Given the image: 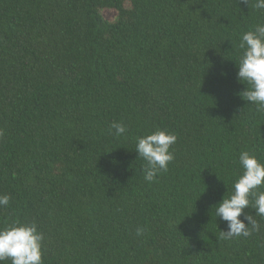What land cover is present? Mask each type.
<instances>
[{
  "label": "trees",
  "instance_id": "1",
  "mask_svg": "<svg viewBox=\"0 0 264 264\" xmlns=\"http://www.w3.org/2000/svg\"><path fill=\"white\" fill-rule=\"evenodd\" d=\"M254 4L0 0V227L35 222L43 264H264V217L246 208L259 230L228 239L215 214L239 153L264 163L235 63ZM156 129L175 159L149 183L135 147Z\"/></svg>",
  "mask_w": 264,
  "mask_h": 264
},
{
  "label": "clouds",
  "instance_id": "2",
  "mask_svg": "<svg viewBox=\"0 0 264 264\" xmlns=\"http://www.w3.org/2000/svg\"><path fill=\"white\" fill-rule=\"evenodd\" d=\"M254 7L264 10V0H255ZM239 48L242 54L237 66V80L246 85L240 95L246 101L264 110V24H257L242 33ZM111 134L119 137L127 132L122 122H112ZM177 136L167 129H156L136 140L135 151L145 161L144 180L152 183L158 175L168 170L169 163L175 159L172 146ZM238 163L242 170L233 183V191L216 204L215 214L227 223L224 238H248L253 231L259 230V223L244 210L251 207L254 215L264 217V163L252 152L241 151ZM10 203V196L0 194V207ZM243 215V218H241ZM138 228L137 236L143 233ZM44 234L35 222H13L0 227V264H43Z\"/></svg>",
  "mask_w": 264,
  "mask_h": 264
},
{
  "label": "rangeland",
  "instance_id": "3",
  "mask_svg": "<svg viewBox=\"0 0 264 264\" xmlns=\"http://www.w3.org/2000/svg\"><path fill=\"white\" fill-rule=\"evenodd\" d=\"M129 5V4H128ZM103 15L107 20H115L117 18V12L114 9L107 8L103 10Z\"/></svg>",
  "mask_w": 264,
  "mask_h": 264
}]
</instances>
